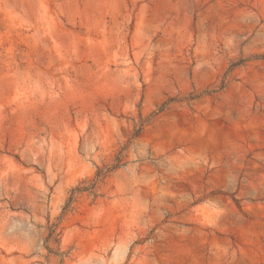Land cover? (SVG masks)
Returning a JSON list of instances; mask_svg holds the SVG:
<instances>
[{"label":"rangeland","instance_id":"rangeland-1","mask_svg":"<svg viewBox=\"0 0 264 264\" xmlns=\"http://www.w3.org/2000/svg\"><path fill=\"white\" fill-rule=\"evenodd\" d=\"M0 264H264V0H0Z\"/></svg>","mask_w":264,"mask_h":264},{"label":"trees","instance_id":"trees-1","mask_svg":"<svg viewBox=\"0 0 264 264\" xmlns=\"http://www.w3.org/2000/svg\"><path fill=\"white\" fill-rule=\"evenodd\" d=\"M100 169H97V172H96V177H98L99 176V174H100ZM75 191H79L80 189L79 188H76V189H74Z\"/></svg>","mask_w":264,"mask_h":264}]
</instances>
